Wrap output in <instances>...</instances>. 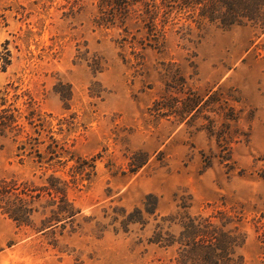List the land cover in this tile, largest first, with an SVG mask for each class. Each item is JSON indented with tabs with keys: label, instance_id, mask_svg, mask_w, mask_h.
<instances>
[{
	"label": "rangeland",
	"instance_id": "obj_1",
	"mask_svg": "<svg viewBox=\"0 0 264 264\" xmlns=\"http://www.w3.org/2000/svg\"><path fill=\"white\" fill-rule=\"evenodd\" d=\"M98 5L0 0V264H179L183 212L219 210L264 264V26Z\"/></svg>",
	"mask_w": 264,
	"mask_h": 264
},
{
	"label": "trees",
	"instance_id": "obj_2",
	"mask_svg": "<svg viewBox=\"0 0 264 264\" xmlns=\"http://www.w3.org/2000/svg\"><path fill=\"white\" fill-rule=\"evenodd\" d=\"M100 12L97 21L105 25H114L116 21L122 23L128 16V7L131 4H143L142 18L148 19L147 23L156 25L160 21L161 27H166L167 23H178L177 13L180 10L187 12L184 14V21L179 29L188 34L193 29H202L204 24H215L222 28H227L235 24L245 22L260 23L264 26V0H100ZM102 7V8H101ZM6 108L3 109V111ZM1 124L4 127L12 124L13 117L2 116ZM6 188V187H5ZM49 189V187H44ZM7 189H0V196ZM53 193L60 191L57 186L51 185L49 189ZM154 198V197H153ZM22 207L13 205L10 214L14 218L17 211ZM157 201L153 202V208H145L148 214H154ZM138 212V211H137ZM179 225L181 227L177 236L167 245L177 243L179 245V264H239L238 258L234 257V247L242 241L241 235L237 231V226L228 229L230 220L224 212L219 210L217 214L204 216L202 214L191 215L184 211L181 215ZM171 220V217L168 218ZM141 221L132 219L131 221ZM216 221V222H215ZM162 231V228L160 227ZM231 230V231H230ZM234 230V231H232ZM231 232V233H230ZM161 233H157L159 241L163 239ZM167 242V241H166ZM165 242V243H166Z\"/></svg>",
	"mask_w": 264,
	"mask_h": 264
}]
</instances>
